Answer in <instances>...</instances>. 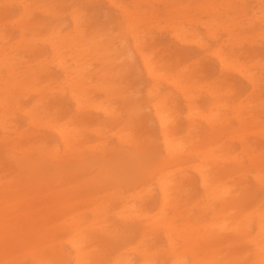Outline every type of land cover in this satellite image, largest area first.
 <instances>
[{
  "label": "bare ground",
  "instance_id": "1",
  "mask_svg": "<svg viewBox=\"0 0 264 264\" xmlns=\"http://www.w3.org/2000/svg\"><path fill=\"white\" fill-rule=\"evenodd\" d=\"M15 1H18L20 5L21 15L27 16L31 13L33 4L29 0ZM55 1L61 2L62 5L67 0ZM256 1L255 5L259 9V15L255 21L258 24L264 25L263 0ZM231 2V0H220L219 2L218 0H202L193 9L199 10L198 12L200 13L201 11L207 13L206 20L200 18L197 21H202L201 24L207 33V37H210L215 42V48L211 49H214L213 53L218 69L233 68L241 76H245V80L250 88L248 95L254 98L256 96L255 92L261 84L260 80L262 77L258 72L252 70V68H255L253 63H256L257 66L260 59L255 55L251 58L253 62L250 65L245 68H237L233 65L235 61L228 59L227 53H223L222 48L234 44L233 41H238L240 35L232 37V34H228V37L220 41L214 28L218 26L219 21L222 19L230 21V26L236 25L235 21L230 19L229 16L221 18L217 12L220 5L224 3L223 5L229 6ZM78 3L77 0L74 6L76 7ZM261 6H263V9H261ZM176 7L178 8L176 11L178 12V17H182L186 21H192L191 18L195 17L192 16L189 19L190 9L188 3L183 5L176 4ZM208 7L212 9H210L211 12ZM42 12L49 14L55 20L54 23L46 28L45 31H42L43 33L30 32L29 37L20 34L14 43L19 47H23L24 44L33 45L40 39L42 43L48 44L52 52L49 60H46L45 57L41 58V54L36 57L39 60L26 64V68L23 70L26 79H31V81L38 80L35 84H41L35 86L34 91L40 94L44 93L32 102L33 106L39 108V112L35 115L33 114L34 110L28 109L30 121L44 119L46 126L54 133L58 142L63 145V149L69 150L72 156H81L83 145L75 146L73 144L78 141H81L79 143H84L85 134L87 129H89L87 128L86 118L91 119L90 110L99 112L103 118L107 119L105 121L106 124L114 125L109 130L111 131L110 136H116L118 141L124 144L131 142V132L129 131L131 128H129L130 123L128 121L132 122L134 119L137 125L144 127L148 123V117H150L163 147V153L160 155L161 158H159L160 163L178 162L184 159L183 151L187 150V145H185V137L187 135H182V128L177 127L179 113L176 110V105L169 101L168 94L161 95L154 87L159 78L164 77V75L158 73L156 70L157 65L151 62L149 56L141 51L139 42H141V37H144V35L141 31L128 29L131 27V22L127 19L124 11L122 15L124 18L122 19L129 22L127 24V31L132 41L130 49L138 56L141 67L153 84L143 93V104L139 102L131 103L128 105L126 111L119 115L113 113L115 107L113 104L114 98H105L101 101L89 100L91 99L89 91L101 89L105 92V95H108L112 90V86L105 84L104 80H112L115 76L123 75L125 77L127 73L126 60L121 59V56L124 54L123 41L125 38V33L121 30L122 19L118 18L117 20L119 32L116 35L105 29L95 30L92 32L93 34L87 35L79 16L72 11L70 15L73 23L72 29L61 33L60 11L49 5L43 8ZM254 15L256 16V13ZM182 22V20L178 19L174 23L175 26L172 27L169 36L178 42H182L185 40L186 35L190 34L194 38L195 45L199 48H206L207 43L199 37L200 33L193 28L191 30L188 28V30L184 26H181ZM256 36H258L255 38L256 40L261 39L264 41V28L262 26L255 32ZM7 49V53L5 51L2 53L5 62L0 67H5L6 70H9L10 74L8 77L11 78L15 70L14 59L16 56H9V54L15 50L14 45L11 44ZM114 53L118 54V56L116 57L115 55L113 57ZM239 63L236 65H241ZM50 66L56 67V73L49 71ZM184 67H188V65ZM183 68L175 76L169 77L168 83L173 88L178 89L181 94H184L183 98L188 112L186 116L190 120L205 118L208 127L212 131V136L215 135L214 138L221 136L225 131L222 129L224 126L218 121L221 115L224 114L223 110L230 109L234 112L238 123L241 121V127L244 131L245 126H253L257 122V115L259 114H253L256 111H250V114L247 116L250 121L245 124L244 118L240 115L244 108L242 106L243 100L236 101L234 104L231 101L228 104L222 95L218 94L221 90L219 83L211 86L212 88L207 91V95L211 100L208 112L200 114L193 111L196 105L191 104V101L188 100V93L192 88L195 89L196 86L195 84H181V81L188 82L190 77L192 78V74L190 73L183 77V73L186 72V68L184 70ZM43 75H45V79L39 81V78ZM0 83L6 86L5 89L0 88V107L5 110L4 105L7 102L16 104L18 101L12 95L11 89L19 83L18 87L20 89L26 87V81L9 82L8 80H0ZM123 91H121V94H123ZM65 97L68 98L72 105L73 114L78 115L79 119H73L72 116L65 115L67 110L65 107ZM45 106L53 108L54 114H45ZM144 108L150 109L148 115H144ZM57 113L60 114L61 118H58ZM117 119H119V123H122L124 120L126 122L118 126L114 122ZM188 123L190 124L186 128L192 127L193 124L191 122ZM104 129L105 127L96 125L90 131L102 139L105 133ZM226 133L230 132L227 130L224 133L225 137L229 135ZM230 138L231 136L227 139ZM235 139L241 147V152L248 151L249 138L247 133L241 131ZM188 141H191L190 138ZM219 142H213L209 146V142L206 141L203 147H208L205 150L200 149L203 151L197 153L198 163H193L189 167L196 174L197 179L196 177H190L186 173L182 174V166H179L180 168L178 167L177 169H167L166 171H163L162 167L158 168L154 178H152V182L159 193V200L154 212L147 210L145 201L142 203L144 195L151 192L149 185L146 182L138 185L134 178L128 180L131 181L128 192L121 188L120 184H114L115 188H107L101 192H97V194L93 193L91 196L95 198L89 200L93 202L87 208L78 209L76 207L70 213L69 221L67 222L71 226L70 232L67 236L65 235V242L69 245L70 252H64L59 248L56 249L53 241H51L52 243H43L41 241L44 237L42 236V225L45 214L53 208L58 210V207L64 204L62 202L66 203L69 199H73L75 196L74 192L77 191L79 186L103 187L105 182L102 175L103 164H99V162L103 161L104 163V156L100 154L99 158H89L82 161L77 159L74 161L72 159L74 163L72 171L76 174L78 171L90 173L89 166L91 164L89 161L91 160L94 163H98L100 167L99 171L94 175L88 176L80 184H74V182L60 183L58 178L51 179L49 174L51 171L50 166L44 164L45 160L41 155H37L35 145L28 146L25 149L0 146V174L4 179L0 184V264H19L20 258L17 254L20 252H24L25 256H29L32 261L31 264H69L67 258L72 254L71 264H158L153 256V251L146 244H143L146 238V230L149 227L153 228L155 225L157 228L162 229L167 241L170 257L168 264H186V256L184 254L186 252L191 253L192 251L194 252V258L191 264H242L245 260V255H236L229 259H217L216 255L220 251L219 248L215 250L209 247L208 253L201 258H199L197 253L195 254L196 246L200 242L219 240L221 232L226 230H230L234 234L244 238L246 236L253 248L254 260L252 263L264 264V197L260 201L257 199L253 200V195L245 193V186H241V184L237 185L231 179L226 180L228 177L225 178V175L222 176L220 172L212 174L208 168H203L209 161L205 159L222 162L224 159L231 161L236 158V155L225 157L228 153H232V150L230 147H226L225 142ZM13 144L16 143L13 142ZM13 144L11 147H14ZM97 147V145H94L93 149ZM55 148H52V150ZM117 154H120L121 157L115 156L116 154H110L107 157L111 161L112 159L114 160L112 163L115 161L123 162L126 169L132 168L137 163L131 157L132 154L130 152ZM251 165L252 167L256 166L253 160H251ZM41 167L44 168L43 171ZM260 172L256 174L257 176L255 175L256 178H262ZM196 180L199 183L201 191L197 194L198 198L194 204H200L201 210H205L204 214H208L209 218L200 220L197 225L186 222L181 226L176 225L173 218L167 217L166 212L169 209L175 211L177 207L179 209L184 205L180 200L184 192L186 193L188 190L185 183L193 185ZM48 182L50 184L47 185L46 183ZM116 219L121 222L138 220L139 225L135 237L113 248L109 259L96 257L94 246L97 242L104 243L102 247L105 250L106 244L109 243L107 241L120 236L116 226H114L117 224L115 222ZM253 225L256 232L251 235ZM174 239L183 241L184 246L181 248L182 250H177ZM47 247L51 248L54 260L52 256L49 258V255L43 256L41 254L42 250ZM133 254L137 255L139 259H133Z\"/></svg>",
  "mask_w": 264,
  "mask_h": 264
},
{
  "label": "rangeland",
  "instance_id": "2",
  "mask_svg": "<svg viewBox=\"0 0 264 264\" xmlns=\"http://www.w3.org/2000/svg\"><path fill=\"white\" fill-rule=\"evenodd\" d=\"M201 1L202 0H78L79 3L75 7L74 4L77 0H67L64 1L62 5L61 2L55 0H29V2L33 4V9L29 15L24 16L20 14V5L18 1L0 0V65H4L5 62L3 59L4 55H2L3 51L7 53V48L11 44L14 45L15 50L11 52L9 56H16L14 59L15 70L11 78L8 77L10 71L6 70L5 67H0V80H8L9 82L26 81V87L20 89L18 87L19 83L11 89L12 95L18 100L17 103L13 104L12 102H7L4 105L5 110L0 107V146L4 145L8 148L25 149L28 146L31 147V145H35L38 153L37 155H41L45 160L44 164L50 166L51 171L49 174L51 179L58 178L60 183L74 182V184H80V182L86 180L88 176L94 175L99 171L100 167L98 163H94L93 160H91L89 161L91 164V166H89L90 173L78 171L76 174L72 171L74 168L72 159L74 161H76V159L82 161L89 158H99L100 154L104 156V163L103 161L99 162V164H103L102 175L105 180L104 186L100 188L79 186L77 191L74 192L75 196L73 199H69L66 203L62 202L64 204L58 207V210L56 208L50 209V211L45 214L44 223L42 225V236L44 237L41 241L43 243H52L51 241H53L56 245V249L59 248L64 252H68L70 247L65 242V235L67 236L70 232L71 226L68 225L67 222L74 208H87L90 203L93 202L89 200L95 198L91 196L93 193L97 194V192H101L104 189L115 188L116 186L114 184H120L121 188L128 192L131 184V181L128 180L133 178L138 185L145 182L149 185L151 192L144 195L142 203L145 201L147 210L149 212H154L155 206L159 200V193L155 184L152 182V178H154L158 168L162 167V170L166 171L167 169H177L179 166H182V174L186 173L190 177H196L197 179L196 174L189 167L193 163H198L199 159L197 158V153L203 151L200 149L205 150L208 147H203L206 141L209 142V146L213 142H225L226 147H230L232 150V153H228L225 157L236 155V158L231 161L224 159L222 162L205 159L209 161L203 168H208L209 172L212 174L220 172L222 176L225 175V178L228 177L226 180L231 179L237 185L241 184V186H245V193L247 192L253 195V200L257 199L260 201V199L264 197V41L255 39L258 37H255V32H257L260 26L264 28V25L258 24L255 21L259 15V9L255 5L257 1L231 0L232 2L229 6L223 5V3L218 7V15L221 16V18L229 16L230 19L235 21L236 25L230 26V21L222 19L219 21L218 26L214 27L220 41L228 37V34H232V37L240 35L238 41H233L234 44L222 48V52L227 53L228 59L235 61L233 65L237 68H245L250 65L253 62L251 58L255 55L260 59L257 66L256 63H253L255 68H252V70L258 72L262 77L260 80L261 84L255 92L256 96L254 98L248 95L250 88L245 80V76H241L238 71L233 68L218 69L216 58L213 53L214 49H211L215 48V42L212 41L210 37H207V33L204 31L203 25L201 24L202 21H197L200 18L206 20L207 13L204 11L200 13L198 12L199 10L193 9L197 6V3L199 4ZM219 1L220 0H218V2ZM185 3L189 4V19L195 16L191 18L192 21H186L182 17H178V12H176L178 9L176 4L183 5ZM262 4L264 5V0ZM49 5H52L56 10L60 11L61 18L59 21L62 24L60 26L62 28L61 33H65L72 29L73 23L70 19V15L71 12L74 11L75 14L79 16L83 29L87 35H91L95 30L101 29L111 31L116 35L119 32L117 20L118 18H124L122 16L124 11L127 19L131 22V27L128 28L127 24L129 22L122 19L121 26V30L125 33L123 41L124 54L121 56V59L126 60L125 66L127 68V73L125 77L122 75L115 76L112 80L105 79V84L112 86L111 92L105 95V92L101 89L95 91L90 90L89 96L91 99L89 100L101 101L105 98H114L113 104L115 107L113 113L117 115L125 112L128 105L131 103H144L142 99L143 93L149 89L153 82L146 76L138 61L136 53L130 49L132 41L127 28L141 31L144 35V37H141V42H139L141 51L147 54L151 62L157 65L156 70L158 73L164 75V77L159 78L154 87L161 95L168 94L169 101L176 105V110L179 113L177 127L182 128V135H187L185 137L187 150L183 151L184 159L178 162L171 161V163H160L159 158H161L160 155L163 153V147L155 129V125L150 117H148V123L144 127L137 125L134 119L132 122L128 121L130 123L129 128H131L129 129L131 132V142L124 144L119 142L116 136H110L111 131L109 130H111L114 125L106 124L105 121L107 119L103 118L99 112L90 110L91 119L85 117L87 119V128H89L85 134V141L83 144L79 143L81 141L73 144L75 146L83 145L81 156H72L69 150L63 149V145L58 142L57 137L46 126L44 119L30 121L28 109L34 110L33 114L36 115V113L39 112V108L33 106L32 102L36 98L41 97L44 93L42 92L40 94L34 91V87L41 84H35L38 80L31 81V79H26L23 70L26 68V64H31L39 60L36 57L41 54V58L45 57L46 60H49V56L52 52L48 44L42 43L40 39L33 45L24 44L23 47H19L14 43L19 38L20 34L29 37L30 32L45 31L46 28L54 23L55 20H53L49 14H44L42 12V9ZM208 9L211 12L212 9L210 7H208ZM261 9H263V6H261ZM254 13H256V16ZM178 19L183 21L182 24H180L181 26H184L186 29L189 28L190 30L193 28L195 31L199 32V37L207 43V47L199 48L195 45L193 41L194 38L190 34H187L185 40L182 42H178L174 38L172 39L169 33L172 31V27L175 26L174 23L178 21ZM188 33H190V31H188ZM115 55L116 57L118 56V54L114 53L113 57ZM237 63L241 65H236ZM186 65H188V67H184ZM182 68L183 70L186 68L183 77L190 73L192 74V78L190 77L188 82L181 81V84H195L196 86L195 89L192 88L188 93V100L191 101V104L196 105L193 111L200 114L208 112L211 100L207 95V91L212 88L211 86H215L219 83L221 90L218 94H221L228 104L231 101H233L232 103L234 104L236 101L243 100L242 106L244 108L240 115L244 118L245 124L250 121V119L247 118L250 111H256L253 114H259L257 115V122L253 126H245L244 131L241 127V121L238 123L235 113L230 109L223 110L224 114L221 115L218 121L224 126L222 128L225 130L224 133L227 132V130L230 133H226L229 134L226 137L225 134L222 133L221 136L214 138L215 135L212 136V131L208 127L205 118H203L204 120L201 118L190 120L186 116L188 112L183 98L184 94H181L178 89L175 87L173 88L168 83V79L181 72ZM49 71L56 73V67L50 66ZM43 79H45V75L41 76L39 81ZM0 88L5 89L6 86L0 83ZM122 90H124L123 94H121ZM121 95H123V97H121ZM65 98V107L67 108L65 115L72 116L73 119H79L78 115L73 114V108L68 98ZM143 113L144 115H148L150 109L144 108ZM45 114H54V109L46 107ZM57 116L61 118L59 113H57ZM114 122L120 126L126 121L124 120L122 123H119V119H117ZM188 122L193 124L192 127L186 128L190 124ZM96 125L105 127V133L103 131L104 139L103 137L100 139L90 131ZM241 131L247 133L249 138V149L246 152L243 151L244 153L241 152V147L235 139ZM15 132L16 134L20 133L17 134V136ZM230 136L231 138L227 139ZM189 138L191 140L190 142L188 141ZM13 142L16 144H13ZM12 144L14 147H11ZM73 145L71 144L72 147H74ZM94 145L98 146L95 148L98 151L93 149ZM104 146H106V148H104ZM52 148L55 149L52 150ZM124 152H130L132 154L131 157L137 162L130 169H126L123 162L115 161L112 163L114 160L112 159L111 161L109 157H107L110 156V154H116L115 156L120 158V154L117 153L123 154ZM251 160L256 164L255 167H252ZM41 170L43 171L44 168L41 167ZM259 172L262 175L261 179L255 177ZM1 177L2 175L0 174V184L4 180L3 177ZM46 184L48 185L50 182ZM185 185L188 190L186 193L184 192L180 200L184 205L179 209L177 207L175 211H173V209L167 210L166 215L169 218H173L174 223L179 226L185 222L197 225L200 220L209 218L208 214H204L205 210H201L200 204H194L198 198L197 194L200 193L201 189L197 180L193 185L187 183H185ZM87 217L89 216L87 215ZM115 222L117 224L114 226H116L120 236H116V238L107 241L109 243L106 244L105 250H103L102 247L104 243L97 242L94 246L96 257L109 259L113 248L135 237L139 225L138 220L121 222L116 219ZM146 231V238L143 244H146L153 251V256L158 264H168L170 259L168 244L162 229L157 228L155 225L153 228L149 227ZM255 232L256 229L253 225V230L250 234L252 235ZM174 243L177 250H182L181 248L184 246L183 241L174 239ZM209 247L215 250L217 248L220 249L218 255H216L217 259H229L236 255H245V260L242 264H253V248L246 236L244 238L234 234L230 230L223 231L221 232L219 240L200 242L196 246L195 254L197 253L199 258H201L208 253ZM41 254L43 256L49 255V258L52 256L54 260L51 248H44ZM17 255L20 258L19 264H31V259L29 256H25L24 252H20ZM72 255H69L67 258L69 264L72 263ZM184 256H186L185 263L191 264L194 258V252H186ZM132 257L133 259H139L135 254H133Z\"/></svg>",
  "mask_w": 264,
  "mask_h": 264
}]
</instances>
